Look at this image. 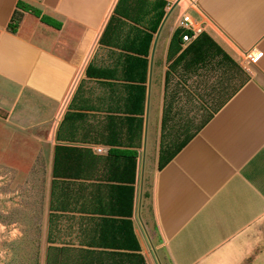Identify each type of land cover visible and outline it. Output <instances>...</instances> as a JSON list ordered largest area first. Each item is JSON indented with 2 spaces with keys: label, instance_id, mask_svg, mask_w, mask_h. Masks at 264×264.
<instances>
[{
  "label": "crops",
  "instance_id": "obj_1",
  "mask_svg": "<svg viewBox=\"0 0 264 264\" xmlns=\"http://www.w3.org/2000/svg\"><path fill=\"white\" fill-rule=\"evenodd\" d=\"M251 49L264 0H0V125L48 149L42 264H153L155 240L169 264H239L264 215Z\"/></svg>",
  "mask_w": 264,
  "mask_h": 264
},
{
  "label": "rangeland",
  "instance_id": "obj_2",
  "mask_svg": "<svg viewBox=\"0 0 264 264\" xmlns=\"http://www.w3.org/2000/svg\"><path fill=\"white\" fill-rule=\"evenodd\" d=\"M24 150L0 125V264H42L48 149L43 145L38 155ZM148 247L153 264H169L162 240ZM232 251L239 264H264V215L237 238Z\"/></svg>",
  "mask_w": 264,
  "mask_h": 264
},
{
  "label": "built area",
  "instance_id": "obj_3",
  "mask_svg": "<svg viewBox=\"0 0 264 264\" xmlns=\"http://www.w3.org/2000/svg\"><path fill=\"white\" fill-rule=\"evenodd\" d=\"M181 25L188 30H192L194 34H198L202 31L203 27L198 25L195 20L188 14L185 15L181 21ZM184 40L191 39V35L185 34L183 36ZM264 51L262 50H247L245 52V60L248 64L256 65L259 63L260 59L263 57Z\"/></svg>",
  "mask_w": 264,
  "mask_h": 264
},
{
  "label": "water",
  "instance_id": "obj_4",
  "mask_svg": "<svg viewBox=\"0 0 264 264\" xmlns=\"http://www.w3.org/2000/svg\"><path fill=\"white\" fill-rule=\"evenodd\" d=\"M158 260H159V257H158ZM160 264H161V261L159 260Z\"/></svg>",
  "mask_w": 264,
  "mask_h": 264
}]
</instances>
